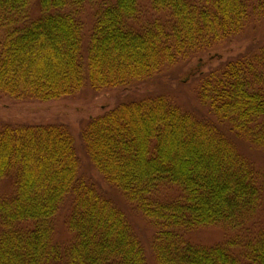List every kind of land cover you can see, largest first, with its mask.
Here are the masks:
<instances>
[{
	"label": "trees",
	"instance_id": "16d2710c",
	"mask_svg": "<svg viewBox=\"0 0 264 264\" xmlns=\"http://www.w3.org/2000/svg\"><path fill=\"white\" fill-rule=\"evenodd\" d=\"M29 1L0 0V92L42 102L85 84L148 85L264 19V0H145L150 15L140 0H112L84 42L78 13L87 0H37L35 18ZM197 94L204 117L164 96L122 101L81 129L85 153L153 225L158 264H264V227L254 218L263 188L228 136L264 147V43L199 71ZM78 169L65 125H0V180L13 177L12 195L0 196V264H147L125 214ZM166 186L178 196H161ZM67 198L73 239L60 246L50 220ZM209 225L236 233L210 246L182 235Z\"/></svg>",
	"mask_w": 264,
	"mask_h": 264
},
{
	"label": "rangeland",
	"instance_id": "374dc122",
	"mask_svg": "<svg viewBox=\"0 0 264 264\" xmlns=\"http://www.w3.org/2000/svg\"><path fill=\"white\" fill-rule=\"evenodd\" d=\"M112 0H87L80 8L78 17L82 24L84 42L88 40L97 10L104 3ZM144 12L151 14L148 3L140 0ZM39 7L37 0L29 1L27 14L29 18L37 17ZM3 29L0 28V37ZM264 43V19L250 20L243 31L233 40L219 44L214 50L202 57H194L188 62L179 63L164 70L163 76L148 85L121 89H104L94 91L90 85L85 86L72 96L62 97L46 102L37 100L15 99L0 92V125L26 124H62L65 125L75 140V149L79 159L78 176L81 180L93 185L96 190L123 212L134 233L139 239L147 264H158L152 248L155 229L150 221L130 203L122 192L107 183L95 169L85 153L80 138L81 129L87 121L104 111L115 107L122 101L164 96L178 106L182 111L196 117H204L207 108L199 102V71L207 72L221 62L236 57L245 52H253ZM202 59V64H200ZM200 64V67H199ZM195 72L191 75L190 72ZM241 154L257 173V178L263 188L262 200L255 214V220L264 227V147L254 146L233 134L228 135ZM13 192V177L7 176L0 180V196L9 197ZM179 193L173 186L161 190V196L169 199ZM178 196V195H177ZM69 198L65 199L60 209L50 220L52 241L60 246H66L73 239L67 229L66 219L70 208ZM235 231L225 225L198 226L184 231L183 237L196 245L210 246L222 243L235 235ZM61 264V263H51Z\"/></svg>",
	"mask_w": 264,
	"mask_h": 264
}]
</instances>
